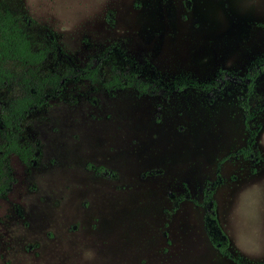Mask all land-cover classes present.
I'll return each mask as SVG.
<instances>
[{
    "label": "rangeland",
    "instance_id": "rangeland-1",
    "mask_svg": "<svg viewBox=\"0 0 264 264\" xmlns=\"http://www.w3.org/2000/svg\"><path fill=\"white\" fill-rule=\"evenodd\" d=\"M53 36L60 59L97 62L98 80L67 81L21 125L37 156L10 155L0 198V264H233L207 241L205 182L228 251L264 264V75L249 100L258 160L244 148V85L217 91L106 89L112 72L168 83L241 77L264 55V0H1ZM15 94L0 89V104ZM102 169L103 172H96Z\"/></svg>",
    "mask_w": 264,
    "mask_h": 264
},
{
    "label": "trees",
    "instance_id": "trees-1",
    "mask_svg": "<svg viewBox=\"0 0 264 264\" xmlns=\"http://www.w3.org/2000/svg\"><path fill=\"white\" fill-rule=\"evenodd\" d=\"M60 50L49 33H40L35 22L24 12L12 9L0 0V89L12 86L15 94L5 103L0 104V198L4 197L13 184V177L8 164L10 155L29 166L35 161L37 150L21 138V125L32 111L45 107L49 98L58 95L67 81L98 80L97 62L86 63L83 67L59 69L44 66L49 57L60 59ZM264 75V55L253 59L241 77H234L227 71L220 70L210 82L198 83L180 78L168 83L160 82L152 76L149 81H141L135 71L127 74L114 73L103 86L106 89L134 88L139 93L165 94L180 92L184 89H196L202 92L220 90L226 78H236L244 85V94L238 105L242 112L243 127L246 131L244 148L233 156L245 160H258L253 150L256 131L248 127L252 119L249 100L254 95L255 81ZM96 172H103L97 169ZM219 183L215 180L205 182L197 206L202 211V227L209 244L225 259L233 264H247L228 251V241L220 229L215 215L213 190ZM263 264V263H256Z\"/></svg>",
    "mask_w": 264,
    "mask_h": 264
},
{
    "label": "flooded vegetation",
    "instance_id": "flooded-vegetation-1",
    "mask_svg": "<svg viewBox=\"0 0 264 264\" xmlns=\"http://www.w3.org/2000/svg\"><path fill=\"white\" fill-rule=\"evenodd\" d=\"M263 56V55H262Z\"/></svg>",
    "mask_w": 264,
    "mask_h": 264
}]
</instances>
